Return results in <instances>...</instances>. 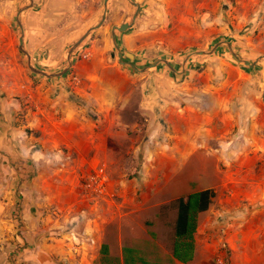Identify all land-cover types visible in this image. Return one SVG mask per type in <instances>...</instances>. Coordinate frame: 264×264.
<instances>
[{
    "label": "rangeland",
    "instance_id": "obj_1",
    "mask_svg": "<svg viewBox=\"0 0 264 264\" xmlns=\"http://www.w3.org/2000/svg\"><path fill=\"white\" fill-rule=\"evenodd\" d=\"M23 1V6L29 5L28 0ZM135 2L139 4V11L131 31L115 33L120 45V38L129 39L139 31L148 33L149 47L157 37L151 39L153 32H158V38L172 40L155 43L156 48L148 49V58H139L137 64L122 58L138 69L159 60L168 63L172 60L177 67L179 56L170 58V54L174 56L182 50L181 56L185 58L224 41L245 60L250 49L264 53V0ZM11 5L9 15L0 17V26L9 24L14 30L9 35L10 43L4 44L9 42L7 37L0 41L3 44L0 46V86L10 80L8 84L13 88L7 91L6 106L11 110L19 106L21 120L22 111L34 108L28 94L14 88L18 89L23 83L22 87L32 89L41 76L29 69L26 55L18 49L20 31L16 16L23 6ZM102 10L103 0H35L33 10L26 9L19 16L22 28L25 26L28 31L27 38H34L42 54L41 58H31L23 46L32 68L46 74L66 68L67 50L73 45L74 37L87 27L98 25ZM135 12L136 7L128 0H108L100 29L110 37L111 26L130 22ZM119 42L116 40L123 53L125 50L120 48ZM109 46L112 58L106 62L125 69L130 77L121 84L127 89L116 101L115 112L103 119L96 129L102 133L93 149L97 150V155L77 158L71 154V158L65 160L56 151L35 161L34 171L28 173L25 180L29 183L28 205L32 213L29 228L22 218L25 206L21 195L10 211L20 237L19 243L13 246L14 251L25 255L17 259L10 252L7 260L10 264H101L100 248L107 244L112 257H120L122 247L128 246L137 249L149 261L180 264L171 257L175 210L167 206L180 196L207 188L213 190L214 197L209 209L198 217L195 255L188 264H264V151H248L245 129L240 124L227 132L230 137L224 139L225 142L213 138L200 142L198 128L175 121L176 117L172 122L169 120L172 126L168 129L160 119L161 100L175 109L187 105L170 93L172 87L162 75L167 74L169 68L160 62L146 72L135 71L119 64L114 46ZM219 47L215 54L248 67L239 62L227 46ZM127 52L133 53L132 50ZM213 54L190 57L208 60L200 65L199 74L215 70L220 76L219 58ZM82 55L74 60H86ZM261 65L264 67V63ZM74 76L72 59L68 71L56 78L66 82L68 90H73L76 87ZM152 77L157 78V82L153 79L152 86L155 98L146 95ZM205 132L212 134V131ZM58 151L64 153V150ZM99 168L103 169L106 183L104 193L97 195L88 191L84 183ZM2 246L0 242V253L4 251Z\"/></svg>",
    "mask_w": 264,
    "mask_h": 264
},
{
    "label": "crops",
    "instance_id": "obj_2",
    "mask_svg": "<svg viewBox=\"0 0 264 264\" xmlns=\"http://www.w3.org/2000/svg\"><path fill=\"white\" fill-rule=\"evenodd\" d=\"M1 1L0 17L9 15L11 4L21 7L25 3L23 0ZM34 5L35 0L30 7L31 10ZM8 25L0 26V41H4L5 37L9 39V35L14 33ZM87 29L88 27L76 34L74 43ZM131 29L128 30L131 31ZM23 32V46L28 50L31 58H41L42 54L35 46L34 38L30 36L27 38L28 31L25 26ZM155 36L157 37L153 45L172 41L160 37L163 39L161 42L158 32H153L151 39ZM110 37L105 35L99 27L92 31L72 53L74 78H76L73 79L76 85L74 89L72 88L73 90H68L63 80L44 76L36 80V86L32 89L29 86L22 87L23 83L18 89L14 88L15 91H23L24 95L28 94V101L34 108L33 111H22L21 120L18 113L19 106H13V110L6 106L9 93L7 91L13 88L8 84L10 80L0 86V242L4 245L2 246L4 251L0 253V264L11 263L7 260V254L10 252L17 259L25 255L24 252L14 251L13 246L19 243L20 237L17 235L16 223L10 218V211L18 201L17 196L21 195L25 206L22 218L26 228H29L32 213L28 205L30 203L29 183L25 180L28 173L34 171L35 161H39L40 157L47 154L53 155L56 151L65 160L70 159L71 154L77 158L97 155V150L93 149L96 147V139L102 136V133L96 129L103 119L115 112L116 101L122 97L124 89H127V86L121 84L127 82L130 77L125 69L106 62L112 58L113 52L109 46L113 45L111 29ZM114 39L115 42L116 40L119 42L116 34ZM120 40L119 46L125 50L123 53H127L128 50L133 51L131 54L134 56L135 64L138 63L139 58H148L149 48H156V45L148 46L146 32H134V36L129 39L120 38ZM10 42L11 39L4 44ZM1 45L3 44L0 42ZM189 47L188 45L187 48ZM220 49V47L217 48L215 53ZM182 52V50L177 51L174 56L169 53L170 58L179 56L178 66L176 67L171 60L169 64L174 71L169 69L167 74L162 75L172 87L171 95H175L187 105L175 109L167 105V101L163 103L162 99L163 102L158 103L160 105L158 107H160V119H163V123L170 129L171 122L176 117L175 121L193 125L198 128L196 133L199 135L200 142H208L211 138L225 142L224 139L230 137L227 132L229 133L240 124L245 129L244 137L248 151H255V149L258 150L257 153L261 149L264 151V67L261 65L264 59L252 67H241L224 60L223 58H228L225 55L214 53L213 57L219 58L217 63L220 64L218 66L220 76H218L215 70L213 73L208 70L199 74L200 65L207 63L208 60H195L194 57L188 58L182 69L183 59H180L184 58V55L181 56ZM247 52L249 54H246L244 58L249 62L255 60L254 58L260 54L251 49ZM86 53L88 56L86 60H74V58H82L80 56ZM208 68L211 69L210 66ZM155 81L157 82V78ZM155 93L159 95L157 90ZM89 111L96 116V119L90 117ZM207 130L212 131V134L205 132ZM58 150H64V153ZM37 165L39 167L38 163ZM32 187L35 188V185Z\"/></svg>",
    "mask_w": 264,
    "mask_h": 264
},
{
    "label": "trees",
    "instance_id": "obj_3",
    "mask_svg": "<svg viewBox=\"0 0 264 264\" xmlns=\"http://www.w3.org/2000/svg\"><path fill=\"white\" fill-rule=\"evenodd\" d=\"M213 197L212 189H203L180 196L168 204L167 207L175 210L171 240L172 260L180 264L193 261L198 217L209 209ZM100 255L101 264H160L158 261L147 260L137 249L128 246L122 247L120 257H112L107 244H102Z\"/></svg>",
    "mask_w": 264,
    "mask_h": 264
},
{
    "label": "water",
    "instance_id": "obj_4",
    "mask_svg": "<svg viewBox=\"0 0 264 264\" xmlns=\"http://www.w3.org/2000/svg\"><path fill=\"white\" fill-rule=\"evenodd\" d=\"M29 1V5L28 6H23L21 7L18 12H17V16H16V23H17V26L19 28V37H18V49L19 51H21L24 55H26L27 57V63H28V67L29 69L40 75V76H44L46 78H54V77H59V76H62L63 74H65L68 69L70 68L71 64H72V59H71V56H72V53L75 51V49L81 44V42L94 30H96L97 28H99L102 23L104 22L105 20V16H106V6H107V2L108 0H103V10H102V13H101V19H100V22L98 23V25L96 26H92L90 28H88L85 33L72 45L70 46V48L67 50V55H66V61H67V66L66 68H64L62 71L58 72V73H53V74H46L45 72H42L40 70H36L34 68H32L31 66V60H30V56L29 54L23 49V39H24V32H23V28H22V25H21V22L19 20V16L21 14L22 11L26 10V9H29L31 7V4H32V0H28ZM133 6L136 7V12L134 13L133 15V18L130 22H123L122 24L120 25H113L111 26V35H112V40H113V45H114V49L116 51V54H117V57H118V62L119 64H122L124 66H127V67H130L132 68L133 70L135 71H138V72H146L147 70H149L150 68L152 67H155L157 66L160 62L161 63H164L170 70H173L174 69L170 66V64L165 61V60H159V61H156L155 63L151 64V65H148L142 69H138L136 68L131 62H123L122 61V58H128L129 60H134V56L133 54L131 53H122L119 48L117 47L116 45V42H115V32L118 31V32H124L128 29H130L132 27V25L134 24V21L136 19V16L138 14V11H139V4L135 2V0H128ZM222 19V18H221ZM221 45H225L227 46L228 50L230 51V53L239 61L241 62L243 65L245 66H248V67H252L254 66L255 64H257L259 61L263 60L264 59V53L263 54H260L257 58H255V60H253L252 62H249L248 60H245V59H242L240 58L232 49L231 45L224 41V42H219L217 43L215 46H213V48H211L210 50H199V51H195L194 53L192 54H189L188 56H186L185 58H183V67L182 69H184V65H185V62L188 60V58H190L191 56L193 55H199V56H202V55H211L213 54L216 49L221 46ZM152 86H153V77L151 78L150 82H149V93H148V90L146 91V95L147 96H150L151 98H155L156 95H154V91L152 89ZM153 91V92H152ZM264 98V97H263Z\"/></svg>",
    "mask_w": 264,
    "mask_h": 264
},
{
    "label": "built area",
    "instance_id": "obj_5",
    "mask_svg": "<svg viewBox=\"0 0 264 264\" xmlns=\"http://www.w3.org/2000/svg\"><path fill=\"white\" fill-rule=\"evenodd\" d=\"M83 58H87V55H84ZM76 79V78H74ZM105 178L106 176L103 173V169L99 168L90 174L87 181L84 183L85 188L94 194H103L105 191Z\"/></svg>",
    "mask_w": 264,
    "mask_h": 264
},
{
    "label": "flooded vegetation",
    "instance_id": "obj_6",
    "mask_svg": "<svg viewBox=\"0 0 264 264\" xmlns=\"http://www.w3.org/2000/svg\"><path fill=\"white\" fill-rule=\"evenodd\" d=\"M29 4H30V3H29ZM32 4H33V0H32ZM32 4H31V5H32ZM105 17H106V16H105Z\"/></svg>",
    "mask_w": 264,
    "mask_h": 264
}]
</instances>
